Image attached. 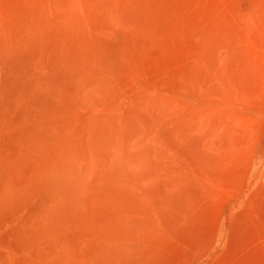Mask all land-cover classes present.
Returning a JSON list of instances; mask_svg holds the SVG:
<instances>
[{
	"label": "rangeland",
	"instance_id": "obj_1",
	"mask_svg": "<svg viewBox=\"0 0 264 264\" xmlns=\"http://www.w3.org/2000/svg\"><path fill=\"white\" fill-rule=\"evenodd\" d=\"M0 264H264V0H0Z\"/></svg>",
	"mask_w": 264,
	"mask_h": 264
},
{
	"label": "bare ground",
	"instance_id": "obj_2",
	"mask_svg": "<svg viewBox=\"0 0 264 264\" xmlns=\"http://www.w3.org/2000/svg\"><path fill=\"white\" fill-rule=\"evenodd\" d=\"M75 19V18H74ZM107 131H108V128H107ZM110 131V130H109ZM66 147V146H65ZM49 149V148H48ZM50 150V149H49ZM45 153V152H44ZM89 201V200H88Z\"/></svg>",
	"mask_w": 264,
	"mask_h": 264
}]
</instances>
